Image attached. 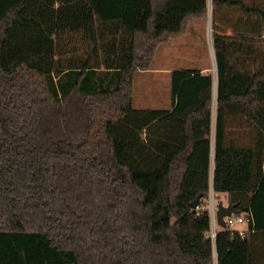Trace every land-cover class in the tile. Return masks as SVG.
Masks as SVG:
<instances>
[{
	"label": "trees",
	"instance_id": "trees-1",
	"mask_svg": "<svg viewBox=\"0 0 264 264\" xmlns=\"http://www.w3.org/2000/svg\"><path fill=\"white\" fill-rule=\"evenodd\" d=\"M208 2L0 0V264H264V0H212L216 77L175 69L170 107L134 102ZM212 156L244 234L211 237Z\"/></svg>",
	"mask_w": 264,
	"mask_h": 264
},
{
	"label": "rangeland",
	"instance_id": "rangeland-1",
	"mask_svg": "<svg viewBox=\"0 0 264 264\" xmlns=\"http://www.w3.org/2000/svg\"><path fill=\"white\" fill-rule=\"evenodd\" d=\"M223 10H220V14ZM233 13H230L232 15ZM193 26L189 29L186 37L178 38L181 40H173L172 43L160 46L157 56L153 61L149 70H141L135 75L134 98L137 107H170L172 102L171 94V76L161 74L159 68L164 66H178V68H199L209 66L210 71L217 73L215 51L213 45V4L212 0L208 2V15L205 19H197L192 22ZM200 23L205 24V29L200 30ZM222 23V22H221ZM179 41L187 42V47L183 45L173 44ZM81 39L72 38L68 41L67 37L62 38L65 55L62 57L80 56L85 53L86 46L82 44ZM161 74V75H160ZM216 117V101L214 102V122ZM214 138V131H213ZM214 172V157L211 160V172L213 177ZM213 202L217 212L220 202L228 204V198L224 195H218L213 190L211 191L208 204ZM216 227H221L216 225ZM233 229L244 230L248 228L247 223H237ZM217 262L215 254V264Z\"/></svg>",
	"mask_w": 264,
	"mask_h": 264
},
{
	"label": "built area",
	"instance_id": "built-area-1",
	"mask_svg": "<svg viewBox=\"0 0 264 264\" xmlns=\"http://www.w3.org/2000/svg\"><path fill=\"white\" fill-rule=\"evenodd\" d=\"M208 210L210 213V217H211V237L213 239L216 238V234H217V219H216V209H215V205L213 204V202L208 204ZM226 223L227 226H230L231 228L237 224V223H249L251 220V216L249 214H233L231 216H226ZM242 234H244L245 231H240Z\"/></svg>",
	"mask_w": 264,
	"mask_h": 264
},
{
	"label": "crops",
	"instance_id": "crops-1",
	"mask_svg": "<svg viewBox=\"0 0 264 264\" xmlns=\"http://www.w3.org/2000/svg\"><path fill=\"white\" fill-rule=\"evenodd\" d=\"M208 15V14H207ZM195 20H197V19H195ZM203 20V19H202ZM194 20H192V22H193ZM191 22V26H190V28L189 29H191L192 28V23ZM198 28H200V30H204L205 29V24L204 23H200V27H198ZM188 31L189 30H187V32L183 35V36H180V37H178V38H183V37H186L187 35V33H188ZM178 38H176L177 40H181V39H178ZM176 39H173V40H176ZM173 40L171 41V42H169V43H166V45H168V44H170V43H172L173 42ZM173 44H178V45H183V46H185V47H187L186 45H188L187 44V42H184V41H179V42H177V43H173ZM164 45V44H163ZM162 46V45H161ZM160 48V47H159ZM158 48V49H159ZM157 52H158V50H157ZM156 56H157V53H156ZM156 56H155V58H156ZM155 58H154V60H155ZM160 70V72H163V73H161V74H168V75H172V72L175 70V69H180V68H178V66H164V65H162L160 68H159ZM198 69H200L203 73H207V72H211L210 71V68H209V66H203V67H199ZM213 73V72H212ZM160 74V75H161ZM214 74V76L216 77V75H215V73H213ZM171 106V105H170ZM157 108H168V107H157ZM213 181H214V172H213V177L210 175V185L212 184L213 185ZM217 194V193H216ZM242 231H246V228L244 229V230H242Z\"/></svg>",
	"mask_w": 264,
	"mask_h": 264
},
{
	"label": "water",
	"instance_id": "water-1",
	"mask_svg": "<svg viewBox=\"0 0 264 264\" xmlns=\"http://www.w3.org/2000/svg\"><path fill=\"white\" fill-rule=\"evenodd\" d=\"M217 71V67H215ZM199 203V197L196 198L195 201L192 202V207L197 208ZM233 214H240V211L236 209V207L233 204H223V202H220L218 205V209L216 212V219H217V224L221 227H226V216H231Z\"/></svg>",
	"mask_w": 264,
	"mask_h": 264
}]
</instances>
